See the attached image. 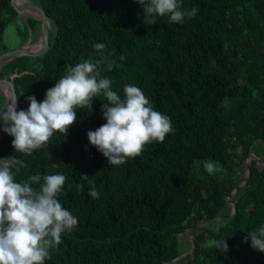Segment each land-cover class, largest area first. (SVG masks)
<instances>
[{"label": "trees", "instance_id": "obj_1", "mask_svg": "<svg viewBox=\"0 0 264 264\" xmlns=\"http://www.w3.org/2000/svg\"><path fill=\"white\" fill-rule=\"evenodd\" d=\"M30 1L51 18L50 46L0 65V78L19 96L18 111L27 110L28 96L43 101L70 66L101 59L94 45L103 43V55L118 67L101 65V77L121 98L125 85L140 88L174 129L119 166L109 165L87 136L106 123L103 95L91 108L75 109L68 133H54L31 155L15 152L13 137L2 133L0 159L26 164L17 182L66 176L58 200L78 225L62 234L45 264H264L248 235L264 225V0H180L181 10L197 9L195 17L155 16L153 24L144 23L138 0ZM20 16L11 0H0V54L8 50L6 26ZM24 19L38 31L37 42L40 20ZM251 149L250 175L234 192ZM208 160L224 171L210 175ZM93 185L98 199L89 194ZM187 228L196 247L172 261L192 246ZM223 240L227 252L214 247Z\"/></svg>", "mask_w": 264, "mask_h": 264}, {"label": "clouds", "instance_id": "obj_2", "mask_svg": "<svg viewBox=\"0 0 264 264\" xmlns=\"http://www.w3.org/2000/svg\"><path fill=\"white\" fill-rule=\"evenodd\" d=\"M138 3L147 24H153L155 16H169L172 22H182L185 16L191 18L197 14L195 7L190 11L181 10L180 0H150L148 4L138 0ZM94 48L101 59L70 66L67 75L46 90L43 101L28 96L29 107L18 111L19 96H13L9 99L11 103L0 109L3 130L13 137L15 152L31 155L46 146L54 133L67 134L77 121L75 109L91 108L93 98L101 95L109 102L102 105L106 123L89 130L87 136L109 165L124 164L129 158L141 155L145 145L153 141L162 143L174 131L170 118L154 110L137 86L125 85L123 98L112 90L111 80L101 77L100 66L106 64L111 70L118 65L103 55V43L95 44ZM23 167H26L25 161L15 156L0 159V264H45L51 258V249L62 242V234L78 225L77 218L58 200L66 176L36 174L17 182L15 177ZM203 167L210 175L224 171L211 160L205 161ZM89 194L94 199L100 196L94 185ZM248 235L251 246L264 252V225ZM214 247L228 251L226 240L215 241Z\"/></svg>", "mask_w": 264, "mask_h": 264}, {"label": "water", "instance_id": "obj_3", "mask_svg": "<svg viewBox=\"0 0 264 264\" xmlns=\"http://www.w3.org/2000/svg\"><path fill=\"white\" fill-rule=\"evenodd\" d=\"M11 5L12 7L16 10V12L19 15H23L26 12H32L35 14V17L38 18L40 20V32H39V40L37 41L38 43L40 42V44L38 45V47L36 49H32L30 48L31 45L36 44L35 43H30L29 44H25L19 48H16L14 50H7L3 53L0 54V65L8 62L16 57L19 56H37L40 54H43L48 48H49V40H48V30L51 26V18L49 16L46 15L45 11L36 3L30 1V0H22L20 1V5L15 3V0H11ZM4 84L7 87L8 93L3 91L4 96L6 97L7 101L9 103H11V100H9L11 97L16 96L15 95V90H14V86L13 83L5 78H0V84ZM3 122L2 125L0 127V137L2 135V133L4 132L3 130ZM260 160V158L258 159ZM249 161L250 159H246L245 160V167H246V174L243 177V179L238 183V185L236 186L234 192L240 187V185H242L245 181H247L249 175H250V167H249ZM236 211V206L234 204V202H232V212L234 213ZM207 222H203L200 224H197V226L203 225ZM188 229V228H187ZM186 236V234H184ZM191 241H192V246L190 248V250L183 254L182 257L189 255L193 252V250L195 249V238L191 235ZM182 257H177L175 259H173L172 261H176L181 259ZM162 264V263H159Z\"/></svg>", "mask_w": 264, "mask_h": 264}, {"label": "rangeland", "instance_id": "obj_4", "mask_svg": "<svg viewBox=\"0 0 264 264\" xmlns=\"http://www.w3.org/2000/svg\"><path fill=\"white\" fill-rule=\"evenodd\" d=\"M21 16L20 18H15V20L11 22L10 24H8L4 30L3 43L4 45H6L8 50H14L25 44L30 45V43H32V37L35 35V33L38 32L35 28L34 29L30 28L27 21L24 19L26 18V16L35 17L34 13L26 12ZM25 37H26V40H25ZM38 40H39V35H38ZM38 44H40V42L39 43L36 42V44L31 45L30 48L36 49L38 47ZM0 93L3 94V90L1 89V87H0ZM7 103L8 101L5 96L0 97V109L5 108ZM253 148H254V145H253ZM248 159H250V161L255 159L253 155V149H251ZM259 162L263 164L261 159L259 160ZM191 168L197 172H200L201 170L199 166L197 165H193L191 166ZM187 232H188V229H186L183 234H186L185 237L191 240L192 239L191 235H189ZM185 245L188 246V243H186ZM180 257H182V255Z\"/></svg>", "mask_w": 264, "mask_h": 264}, {"label": "bare ground", "instance_id": "obj_5", "mask_svg": "<svg viewBox=\"0 0 264 264\" xmlns=\"http://www.w3.org/2000/svg\"><path fill=\"white\" fill-rule=\"evenodd\" d=\"M20 1H22V0H17V4H19L20 5ZM39 45V44H38ZM0 87H1V89L4 91V92H6V93H8V90H7V87L4 85V84H0Z\"/></svg>", "mask_w": 264, "mask_h": 264}]
</instances>
